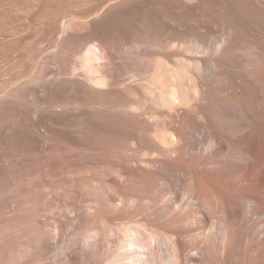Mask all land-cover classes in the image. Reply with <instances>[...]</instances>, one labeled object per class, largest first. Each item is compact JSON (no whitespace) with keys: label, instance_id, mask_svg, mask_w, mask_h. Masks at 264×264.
Listing matches in <instances>:
<instances>
[{"label":"bare ground","instance_id":"1","mask_svg":"<svg viewBox=\"0 0 264 264\" xmlns=\"http://www.w3.org/2000/svg\"><path fill=\"white\" fill-rule=\"evenodd\" d=\"M47 2L46 21L0 5V36L50 37L46 135L0 142L48 197L0 257L47 261L68 214L59 264H264V0Z\"/></svg>","mask_w":264,"mask_h":264},{"label":"rangeland","instance_id":"2","mask_svg":"<svg viewBox=\"0 0 264 264\" xmlns=\"http://www.w3.org/2000/svg\"><path fill=\"white\" fill-rule=\"evenodd\" d=\"M11 1L9 0L8 2L7 0H3L2 2H0L1 9H3L4 12L5 11L8 12V15L10 14L14 15V12L18 14H23V13H27L28 11H29L28 13H31L33 11L40 13L41 11L46 21V13H48L49 11L47 0H42V1L41 0H27V1L26 0H19V1L11 0ZM18 8L19 9L21 8L20 11ZM38 9L39 11H37ZM19 22L20 21L15 22V27L17 29V32L18 30H20V32L23 31V28H24L23 22H21V24H19ZM34 24H32V27L34 26V28H30L31 31H29V29L24 30L26 33H28L29 31L27 35L23 31L25 34L23 32L21 33L18 32V34H15L16 35L15 36L13 32L11 35L10 32L12 30H7L6 32H8V34H6V32L4 34L9 35V36L11 35V38L6 35L0 36L1 37L0 38V98H2V100L0 101V142L1 141L8 142V140L10 141V143L12 142L15 143L18 140L19 141L20 140L29 141V140H34L37 137L44 136V134L46 135L45 133L46 129L44 130V127H40L38 131L36 130L38 133L34 132L35 129L33 127H30L31 126L30 121H31V118L33 119L35 112H37L39 108L41 110L45 108L46 106V102L48 100V94L46 96L45 94L48 93L47 92L48 88L46 86H48L47 79L49 78L48 76L49 64H48L47 59L49 58V52H50V37L48 36L49 34L46 30L47 28L44 23L38 22L37 24L40 27H38L37 25L35 26ZM20 36H23L22 37L24 38L23 41L21 39L19 40V38H21ZM15 37H17L15 41L16 43L13 41ZM12 38L13 40H11ZM28 42L29 43L32 42V43L29 44ZM25 44L28 47H26ZM2 46L3 47L5 46V48L2 49ZM6 50L9 54L5 52ZM3 96L5 97L3 98ZM39 133H41V135H39ZM11 148L5 147L4 148L5 150L3 148H2V151L0 150V154H1V157H0V238L6 227L12 228V231L14 232H12L11 229L10 231L13 234L15 233L16 229H17L16 230L17 232H19L20 230L21 231L25 230L26 232H30V230H32L34 226L33 224H31L32 222H30V219L29 220L27 219L28 216L26 215H29V216L32 215V212L30 211H33L34 209L33 204L42 206L44 204L43 202H45V199H47L48 197V195L46 197V191L48 190H46L45 182L37 174L38 168H39V164H38L39 159L35 158L32 155L31 149H27L28 151L24 149V151L21 152L22 156L17 157L16 154L19 153V151L16 150L15 148L13 149ZM38 195H39V198H38ZM16 204L17 206H15ZM19 204L21 205V207ZM14 208H17V211H16L17 214H15L16 212H14L15 211ZM8 212H9V215H8ZM15 215L19 217L18 222L14 221L13 216ZM67 215H64L63 217L61 216L62 218L60 217L59 224H61L60 225L61 227L58 229V231L60 232H58L57 234L58 235V237H56L57 240L55 239L51 241L50 243V246L48 249V255H47L48 257L46 256L48 263L45 258V260H42L37 263L35 262V264H43V263L44 264H59L61 263L60 260L63 258L62 248H64V245H66L65 243H68L69 239L73 235V232H72L73 230L69 227L71 226L70 216H67ZM10 222L14 224H11ZM68 224L70 225L68 226ZM19 227L21 229H19ZM69 232H71L72 235H70L71 233ZM64 235H66L65 238H64ZM17 251L18 250L13 249V250H8V251L6 250L3 251L5 253L1 252L4 255L1 254L0 264H7L8 259L10 260L11 257L12 258H15V256L17 257L20 250L18 252Z\"/></svg>","mask_w":264,"mask_h":264}]
</instances>
